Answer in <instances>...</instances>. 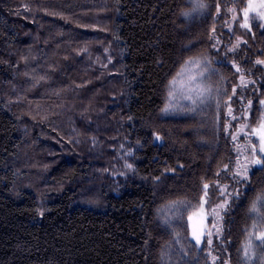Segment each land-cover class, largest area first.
Masks as SVG:
<instances>
[{
  "label": "trees",
  "instance_id": "trees-1",
  "mask_svg": "<svg viewBox=\"0 0 264 264\" xmlns=\"http://www.w3.org/2000/svg\"><path fill=\"white\" fill-rule=\"evenodd\" d=\"M204 2L0 0V264H264V170L233 178L234 132L264 115V22L240 27L247 0ZM190 58L211 61L213 92L169 109ZM205 183L229 196L211 246L188 224Z\"/></svg>",
  "mask_w": 264,
  "mask_h": 264
},
{
  "label": "snow or ice",
  "instance_id": "snow-or-ice-1",
  "mask_svg": "<svg viewBox=\"0 0 264 264\" xmlns=\"http://www.w3.org/2000/svg\"><path fill=\"white\" fill-rule=\"evenodd\" d=\"M216 12L217 14L221 11V5L219 3V0L216 2ZM208 5L204 2V0H193V6L188 11H182V15L185 17L190 16L193 12H202L203 10L207 9ZM228 11L232 13V19L233 21L237 20V10L236 8H229ZM242 15H243V22L240 23V27L247 29L249 32L252 31V24L250 23V15L252 16V19L259 18L260 20L264 21V0H247V6L242 9ZM259 27L264 30V24L259 25ZM219 43V41H217ZM240 43H247V41L241 40L240 37H237V44L233 45L232 48H229L228 51L232 52L234 51ZM211 61H207L203 65V70L198 71L196 73H192L191 71H188L186 76L183 78L178 79L177 77H181V74L178 73L177 77H173L172 80L169 81V96L173 97L177 91L180 92L184 98L190 100L193 105H196L197 102L204 103L206 99H208L212 92L213 87L211 84L212 76L215 75V70H209L208 65H210ZM257 65H264V60L257 59L255 61ZM189 68L191 66L195 65L197 68H201L202 61L200 59L190 58L188 61L185 62ZM233 66L236 67L237 72H241V69L235 65V62H233ZM241 83L244 84V76L241 74L240 76ZM205 81H208L207 83ZM217 92H219V89H216ZM236 89L233 88V94H235ZM230 99V98H229ZM249 106H251V101L248 102ZM261 105H264V99H261L259 102ZM217 105L219 106V100H217ZM167 109H165L166 111ZM194 111V108L191 109ZM231 108L229 107V113L231 114ZM233 119H236V117H233ZM252 133L255 134L259 139V148L257 149V146L255 144L251 145L250 155L245 157V163L241 165L239 163V159H237V171L234 173L233 178L237 179V183H250L251 182V176H250V168L251 167H258L260 170H264V120H262L259 124L258 128H253ZM157 140L161 139L159 135H156L155 137ZM233 139H236L235 136H233ZM127 168L132 169L131 164L126 165ZM183 167V165H181ZM228 170V165L224 166V171ZM168 171H172L169 169ZM219 175V173H217ZM155 180H159L160 177H155ZM204 189L207 190L209 188V185L205 183L203 185ZM226 190V188L224 189ZM205 196L207 195V191H205ZM239 189L235 190V195L238 198L240 196ZM228 202L225 201L224 204L218 205L220 208H226ZM171 205L173 208L179 210L180 208H184L187 210L191 205L188 202L177 200L171 202ZM258 205L260 207H264V194L257 195L256 199L252 202L250 211L257 212L258 211ZM202 205H201V212H202ZM215 211V210H214ZM43 215V213H40ZM195 215V213H194ZM192 216H189L188 219L191 221ZM222 219V217H221ZM253 229H256V224H253ZM220 228L217 227L216 231L217 233L220 232ZM201 235L202 233L193 227L192 229V238L195 240L196 244L199 245L201 243ZM209 239L207 240V243L209 246L212 244L211 240V233L209 232ZM255 236V238L260 242V245L264 247V231H260L256 233L255 231L253 233H250V236ZM177 244L180 243L179 240V233H176V241ZM181 251L183 252V248H181ZM186 254V253H185ZM209 256H211L212 264H216V260L218 259L215 256H212L211 253H208ZM255 250L253 248V245L251 244V241H249L248 244L245 245L243 250V258L246 261H252L255 258ZM261 260L264 261V257H261ZM224 264H228V261H225Z\"/></svg>",
  "mask_w": 264,
  "mask_h": 264
},
{
  "label": "rangeland",
  "instance_id": "rangeland-1",
  "mask_svg": "<svg viewBox=\"0 0 264 264\" xmlns=\"http://www.w3.org/2000/svg\"><path fill=\"white\" fill-rule=\"evenodd\" d=\"M251 20H252V16L250 15V21ZM254 20H256V18ZM260 21H262V20H260ZM242 22H243V15L241 17L240 23H242ZM262 22H264V21H262ZM240 23H239V25H240ZM237 27H239V26H237ZM189 69H188V71H191L192 73L198 72V68L191 66V68H189ZM199 71H202V69L199 68ZM185 76L186 75H183V76H181V78H183ZM177 93H179V97H177ZM183 104L185 106H188V105H191L192 102L190 100L184 98V96H182L180 94V92L177 91L176 94L173 97H171V99L169 100L168 108L169 109L184 108L185 106H183ZM262 120H264V115H262L261 121ZM258 127H248L247 124L246 125L241 124L238 126V128H236V131L234 132L233 136L236 137V140H235L236 141V147H237L236 149L239 150V154L241 156V159H239V163L241 165H243L245 163V157L250 155V154H248V152H250V150H251V144H250L251 140L250 139H253L254 141H256L258 143L257 149L259 148V139L255 134L252 133V129L258 128ZM247 135H249L251 137H247ZM237 138L239 139L238 141H237ZM234 167H235V169H234V173H235L237 171V161H236ZM206 191H207V195L206 196H205V194L203 195L199 208L197 209V211L194 212L195 215H194V213L191 214V216L193 217L192 220L190 221L188 219L191 237H192V229H193V227H195L196 229H198L202 233L201 243H202L203 239L207 242V240L209 239V235H208L209 232L211 233V237H210L211 240L215 236H218V237L220 236V232L217 233L216 229H217V227L220 228V225L222 222L221 215H222L224 208L222 209V208L218 207V205L224 204L225 201H227L229 203V196H228V194H225V190L223 187L215 186L213 189L212 188L210 190L207 189ZM201 205L203 206L202 212H201ZM201 243L199 245H201ZM207 246H209L208 243H207Z\"/></svg>",
  "mask_w": 264,
  "mask_h": 264
}]
</instances>
